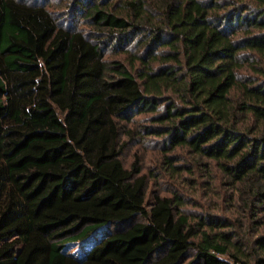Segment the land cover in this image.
<instances>
[{
	"label": "trees",
	"instance_id": "obj_1",
	"mask_svg": "<svg viewBox=\"0 0 264 264\" xmlns=\"http://www.w3.org/2000/svg\"><path fill=\"white\" fill-rule=\"evenodd\" d=\"M0 264H264V0H0Z\"/></svg>",
	"mask_w": 264,
	"mask_h": 264
},
{
	"label": "rangeland",
	"instance_id": "obj_2",
	"mask_svg": "<svg viewBox=\"0 0 264 264\" xmlns=\"http://www.w3.org/2000/svg\"><path fill=\"white\" fill-rule=\"evenodd\" d=\"M144 156L147 157V154H143ZM142 155V156H143ZM132 160L131 152H128L125 154L124 157V163L128 165L130 161ZM87 226L84 228V230L77 231L75 233L68 234L65 238H63L61 241L63 243H74L70 245V251H73V253L79 254L78 247L80 246L81 243H78L81 241V239L84 237V233H86Z\"/></svg>",
	"mask_w": 264,
	"mask_h": 264
}]
</instances>
